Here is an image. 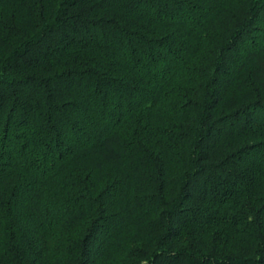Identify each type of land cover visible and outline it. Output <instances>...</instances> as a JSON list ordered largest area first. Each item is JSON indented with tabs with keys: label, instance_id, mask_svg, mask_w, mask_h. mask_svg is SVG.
Masks as SVG:
<instances>
[{
	"label": "trees",
	"instance_id": "obj_1",
	"mask_svg": "<svg viewBox=\"0 0 264 264\" xmlns=\"http://www.w3.org/2000/svg\"><path fill=\"white\" fill-rule=\"evenodd\" d=\"M0 264H264V0H0Z\"/></svg>",
	"mask_w": 264,
	"mask_h": 264
}]
</instances>
